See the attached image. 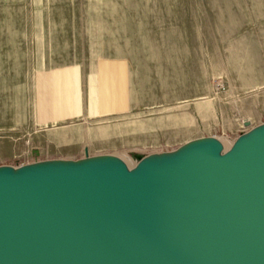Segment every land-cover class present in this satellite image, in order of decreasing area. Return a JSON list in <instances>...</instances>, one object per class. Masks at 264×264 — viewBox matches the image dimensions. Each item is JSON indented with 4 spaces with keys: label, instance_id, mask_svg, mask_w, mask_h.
I'll list each match as a JSON object with an SVG mask.
<instances>
[{
    "label": "rangeland",
    "instance_id": "obj_1",
    "mask_svg": "<svg viewBox=\"0 0 264 264\" xmlns=\"http://www.w3.org/2000/svg\"><path fill=\"white\" fill-rule=\"evenodd\" d=\"M106 61L124 63L111 68L124 105L96 115ZM73 85L80 114L38 124L36 108L68 112ZM262 123L264 0H0V166H132L206 137L228 147Z\"/></svg>",
    "mask_w": 264,
    "mask_h": 264
},
{
    "label": "water",
    "instance_id": "obj_2",
    "mask_svg": "<svg viewBox=\"0 0 264 264\" xmlns=\"http://www.w3.org/2000/svg\"><path fill=\"white\" fill-rule=\"evenodd\" d=\"M0 264H264V123L132 166L1 165Z\"/></svg>",
    "mask_w": 264,
    "mask_h": 264
},
{
    "label": "crops",
    "instance_id": "obj_3",
    "mask_svg": "<svg viewBox=\"0 0 264 264\" xmlns=\"http://www.w3.org/2000/svg\"><path fill=\"white\" fill-rule=\"evenodd\" d=\"M120 63L122 64L123 62L106 61V62H102V63L98 64L95 76L97 78V75L100 74V71L104 72L103 79H102V86H103V89H104L105 87L107 88L106 85L108 84L109 91L106 92L107 95L104 97V99L100 100V102H97V100L99 101V99L96 98V104H97L96 108H95V114L96 115L98 113L99 114H109L111 112L116 111L117 109L122 108L123 105H124L123 104L124 101L121 102V98L118 97L119 96L118 94H121V92H122L123 78H121V80H120V78H117V72L114 73L111 70V68H113V67L116 68V66H117V68H119V64ZM120 67H121V65H120ZM68 68L69 67H63L61 69H54V70H48V71H50V72H59V71L67 70ZM124 68H125V65H124ZM74 70H75V75H76V78H77V75H78L77 71H76V69H74ZM95 84H96V87H97V79H96ZM75 85H73L71 87L72 100L70 102L68 112L64 113V111H63L64 109H61V114L62 113L63 114L60 115V116H57L55 118L51 117V118H44V119L41 118L40 119L38 117L37 108H36V120L38 121V124H45V123H48V122H56V121H60L62 119H67V118H70V117H73V116H76V115L80 114V113L76 114V106H75V100L76 99H75V95H73ZM67 88L68 87H66V90H67ZM107 90H108V88H107ZM66 93H67V91H66ZM69 94H70V92H69ZM114 94H115V97H114ZM80 112H81V110H80ZM58 114H60V112ZM54 115H56V114H54Z\"/></svg>",
    "mask_w": 264,
    "mask_h": 264
},
{
    "label": "bare ground",
    "instance_id": "obj_4",
    "mask_svg": "<svg viewBox=\"0 0 264 264\" xmlns=\"http://www.w3.org/2000/svg\"><path fill=\"white\" fill-rule=\"evenodd\" d=\"M220 142L222 143V145H223V147H224V148H226V147H227V146H225V145H224V143H223L222 141H220Z\"/></svg>",
    "mask_w": 264,
    "mask_h": 264
}]
</instances>
